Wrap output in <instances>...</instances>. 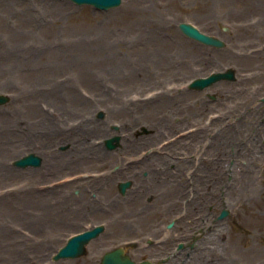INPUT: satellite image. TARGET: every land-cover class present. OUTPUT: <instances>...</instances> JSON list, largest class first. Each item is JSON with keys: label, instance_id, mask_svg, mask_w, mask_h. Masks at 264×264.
Here are the masks:
<instances>
[{"label": "rangeland", "instance_id": "rangeland-1", "mask_svg": "<svg viewBox=\"0 0 264 264\" xmlns=\"http://www.w3.org/2000/svg\"><path fill=\"white\" fill-rule=\"evenodd\" d=\"M227 69L231 81L187 88ZM0 94V264H97L52 257L98 224L107 243L199 239L210 258L185 264H264V0H0ZM28 153L42 165L13 166ZM58 185L61 201L34 194Z\"/></svg>", "mask_w": 264, "mask_h": 264}, {"label": "water", "instance_id": "water-1", "mask_svg": "<svg viewBox=\"0 0 264 264\" xmlns=\"http://www.w3.org/2000/svg\"><path fill=\"white\" fill-rule=\"evenodd\" d=\"M74 4L80 5H90L97 10H109L112 8L118 7L122 0H69ZM179 30L187 37L192 40H195L203 45L213 46L215 48H222L224 42L216 37L207 35L203 32H200L196 27L190 23L180 22L178 24ZM234 79V71L232 69H227L224 72L211 73L208 76L200 77L194 79L189 83L188 87L191 90H202L211 86L212 84L220 80L231 81ZM9 100L8 96L0 94V105H3ZM102 113H98V117H102ZM120 137L114 136L108 138L104 141L106 148L112 150L119 143ZM115 143V144H114ZM13 165L16 167H38L41 165V158L34 153H29L13 162ZM131 182H120L118 185L119 191L121 194H124L125 191L130 187ZM227 215V211H222L219 218H223ZM172 224L168 225L170 228ZM103 230L102 225L93 227L90 230H86L82 233L72 235L68 238L66 244L61 247L58 252L53 256L54 260L59 259H74L84 253V246L92 238L98 236ZM101 264H136L130 259L129 256L123 255L120 248H115L101 258ZM140 264H150L149 262H142Z\"/></svg>", "mask_w": 264, "mask_h": 264}, {"label": "flooded vegetation", "instance_id": "flooded-vegetation-1", "mask_svg": "<svg viewBox=\"0 0 264 264\" xmlns=\"http://www.w3.org/2000/svg\"><path fill=\"white\" fill-rule=\"evenodd\" d=\"M90 214V213H88ZM82 215V214H81ZM79 214V216L81 217ZM85 215V214H84ZM80 224V222H77ZM119 238V237H118ZM108 237L94 238L85 245V253L101 264L102 256L109 250L120 246L123 255H128L136 263L150 262L152 264H185L192 255L197 254L196 243L199 239L193 238L191 242L183 237L180 241H171V238H145L144 236L133 237L132 239L119 238L114 243H107ZM93 241V242H92ZM191 243V244H190ZM136 256L137 259H135ZM191 256V257H190Z\"/></svg>", "mask_w": 264, "mask_h": 264}, {"label": "bare ground", "instance_id": "bare-ground-1", "mask_svg": "<svg viewBox=\"0 0 264 264\" xmlns=\"http://www.w3.org/2000/svg\"><path fill=\"white\" fill-rule=\"evenodd\" d=\"M136 101H138V100H136ZM134 104V106L135 105H137V106H142L143 104H139V101L138 102H135V103H133ZM136 106V107H137ZM139 108V107H138ZM51 153V152H50ZM49 155V154H48ZM48 155H45V156H48ZM54 156L55 155V153L54 152H52L51 153V156ZM50 156V157H51ZM148 160L149 159H147L146 161H143V164H149V162H148ZM42 162H43V158H41V165H42ZM74 174H76V173H74ZM55 180H57V179H55ZM55 180H51V181H48V182H43V183H41V184H44V183H49V182H52V181H55ZM245 183H250V182H248V181H245ZM133 185V184H132ZM132 185H131V187H132ZM143 185V184H142ZM247 185H249V187H250V184H247ZM246 185V186H247ZM64 185L63 186H61V185H58V186H55V187H53V188H51V189H47V190H43V191H38L37 193L36 192H34V194H35V196L36 195H38V194H40V195H42L43 197H45V196H52L54 199H53V203H54V201L55 202H58V201H61V198H63V197H67L66 195H63V197H57V196H60V191H63L64 190ZM130 187V188H131ZM148 190H149V188H145L144 186H137L136 187V190H135V188L133 189V191H132V193H131V195L132 196H135V197H139V196H141L142 194H146L147 192H148ZM169 194L170 193H168V192H166V195L167 196H169ZM71 196V195H70ZM26 197H28V196H26ZM70 200H71V197L69 198ZM51 202V201H50ZM80 212V210L79 209H75L74 210V212ZM67 213H69L70 214V216L72 217L73 215H74V213L73 212H71V211H68ZM79 215V214H78ZM122 219H123V217H120V221H121V227L123 228L124 227V225H122ZM24 238H22V240H23ZM30 242V243H29ZM33 242H34V240H30V239H26L25 238V240H24V244H26V246L24 247V249L25 250H27V251H32V250H34V248L36 247V246H33L32 244H33ZM210 243H213V241H210V242H207V244H210ZM214 247V246H213ZM23 249V250H24ZM208 249L210 250V246L208 247ZM11 251H13L12 249H11ZM207 251V250H206ZM207 254V255H206ZM204 255H206L205 256V258L206 257H209V253L207 252H198L197 254H196V257H197V259L196 260H198V259H202V257L204 256ZM210 258V257H209ZM212 264H217V262L215 261V260H212V261H210Z\"/></svg>", "mask_w": 264, "mask_h": 264}]
</instances>
